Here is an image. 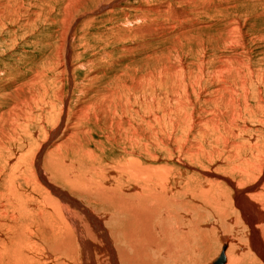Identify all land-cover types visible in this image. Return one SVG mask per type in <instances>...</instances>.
<instances>
[{"label":"rangeland","instance_id":"374dc122","mask_svg":"<svg viewBox=\"0 0 264 264\" xmlns=\"http://www.w3.org/2000/svg\"><path fill=\"white\" fill-rule=\"evenodd\" d=\"M60 93L67 130L50 146ZM96 142L109 158L145 153L162 169L161 194L179 201L164 212L173 228L177 221L179 247L160 264H210L223 237L243 249L250 226L234 207L235 190L258 200L253 208L264 216V0H0V264H19L11 251L51 227L33 160L75 203L68 208L78 220L93 233L85 214L96 215L123 246L119 231L130 220L103 213L94 196L110 190L108 161L89 169L71 160ZM55 161L70 163L66 175H82V185L54 179Z\"/></svg>","mask_w":264,"mask_h":264},{"label":"bare ground","instance_id":"6f19581e","mask_svg":"<svg viewBox=\"0 0 264 264\" xmlns=\"http://www.w3.org/2000/svg\"><path fill=\"white\" fill-rule=\"evenodd\" d=\"M166 11L167 10H165V12ZM70 49H71L70 47L68 50L67 48L66 49L64 48V51H63V55H65L64 63H66V61L69 62V58H70L69 56L71 53ZM62 69H64V71L67 74V77L70 80L68 81L69 84L72 85L73 76L70 72V69H71L70 66H67V64L66 66L63 65ZM58 98L61 99V102H63L61 103L62 110L61 109L59 110V115L57 119H55L56 122L54 123V126L52 127L50 131H48L49 132L48 137H47L48 140H46V143L51 142L50 146L53 144V142L56 141V140L54 141V137L56 138V135L60 131L61 133H63L65 130H67L66 121L67 119H69L67 116V108L69 104L66 105L68 102L66 103V100L64 99V96L61 95V93ZM55 105H56L55 106V109H56L57 104L55 103ZM78 111L80 112V110L78 109L76 110V113ZM56 112L57 110H55V113ZM75 116H77V114H75ZM50 136L52 138H50ZM132 142H135V139H132ZM45 144H43L42 149H44ZM100 144L101 143H97L96 145L94 144L95 146L92 149L86 147L83 150H80V152L77 153V156H74L71 160L76 162L79 166H82L85 168L90 167L89 169L94 167V165L96 164H100L103 161H108L109 163L107 165L108 173H109L108 175H110L112 171L113 173L111 174L113 175L108 178L105 176L104 177L105 179L107 178L108 180H111V185H109L111 186L109 187L110 190L106 193L104 189L101 190L100 188L101 191H99L98 193L96 192L94 196L97 198L98 202L101 205H103V213L109 214L111 210L110 212L111 214L113 212L114 214H118L120 216L123 215L126 217L127 220H130L126 224L128 225V228H129L128 232L125 231V229H121L119 231L123 246L118 247V244L117 245L115 244L116 240L113 241L112 240L113 238L111 239V235H109L106 228L104 227L105 226L104 222L99 221V219L98 220L95 219L96 215L93 216L92 213L85 214L86 220L90 222L93 231H95L93 233H92V230H89L85 226L86 223H82V220L81 221L78 220L79 218H77L76 215H74L73 212H71V210L68 208V206H72V205L74 206L75 203L70 201L71 198L68 199L67 193L65 195L64 192L58 191V189L52 186L54 184L51 185V183L49 182L50 180H48V177L45 176L46 169L44 168L42 169L40 165L38 164L39 162L37 161L34 162L33 160V163H35V167L33 168L32 173L36 171V173H33L35 174L34 185H36V188H38V190L40 191L43 190L42 192L45 198L44 206L46 207V210H48L46 211V218H47L48 224L51 227L47 229L46 228L47 226L46 227L41 226L40 229L38 230L39 231L38 235H40V238L38 241L34 242L32 240L30 241L29 239L28 242L21 243L19 244L20 246L18 245L14 250H12L11 251L12 258L15 262L19 264H153V261H154V264L155 262L160 264L161 259L163 258L166 259L165 256H167V254H168V257L172 256V254L174 253L173 247L175 248L179 247L178 242L175 239V236H173L175 234L173 233V231L177 230L176 229L177 221L175 223L176 225L175 224L173 225L175 226L173 228L171 226V220H170L171 218L169 216L172 214H169V215L164 214L165 210L168 207L167 205H172V207L177 206L179 204V201L171 195L165 196L166 192L164 194H161L164 192L166 185H167L165 181H163L164 179L162 178V172H161L162 169H158L159 167L154 168V167H151L150 165H147L144 162V157L146 156V154L143 152H141L140 154V157L142 158V160L139 157H137L136 159L125 158V157H129L132 155H128L125 157L120 156L115 159L109 158V156L106 154L105 148H102ZM125 150L127 152L129 151L127 148H125ZM134 152L135 151H131L128 154H133ZM51 161H54V160H51ZM51 161L50 162L48 161V162L51 163ZM54 163L56 167L51 168L52 176H54V179L55 177H60L62 175L63 176L62 178L66 184L75 185V186L79 184L82 185L81 184L82 181H80V178H83L82 175L80 176L66 175L68 171L67 167L68 165H70V163L67 162V164L66 163L61 164V163H57L56 161ZM64 164H66L67 166ZM48 165H51V164H48ZM74 168L75 167H73V169ZM104 168L106 169L107 167H104ZM95 169L97 170V168ZM103 170H101V172ZM100 175L102 174L100 173ZM128 185L129 187L131 186L130 188H132L131 190H133V193H131L130 196H127V197L123 196L122 194L120 195L121 190H124L126 186L128 187ZM149 185L151 186L155 185L156 188L159 189L158 193L150 192L149 190L151 189H149ZM228 185H230L229 182H228ZM99 186H101V183ZM101 187H104V186H101ZM138 189H139V192H138ZM94 190H96V188H94ZM5 192H8L9 197L11 199L17 198V195L12 194L14 191L9 187L6 189ZM97 194L99 195L97 196ZM95 197L93 198L95 199ZM147 197L149 198V200H146ZM233 197L235 200L234 207L236 208L237 212L240 213L242 219L246 222V224L250 226V234L247 233L246 238L244 237L245 246L243 247V249L238 248L239 245H237L238 247L236 246V243L239 244L240 242V241L239 242L237 241L238 238L236 239L235 238L233 239L231 237H225V238L223 237L222 239L220 238V241H221L220 252L221 253L219 252L220 253L219 256L215 258L214 260H212L210 264H264V239H263L264 237L262 238V236L264 235L259 234V232L257 231L259 229L260 231L262 230L264 232V229H263L264 225L263 226L256 225L258 223H261V221L264 220V216H262L261 213L258 212L259 210L257 211L255 208H253L255 202L254 203H252L253 201L248 202V200L245 199V196L243 194H238L237 190H235V194ZM68 200L70 202H68ZM147 201L149 202L147 203ZM67 204H70V205H67ZM146 204L148 205L147 207H146ZM259 206L260 204H258V207ZM82 207H84V205ZM80 208L78 209L82 210ZM160 210H163V213H162L163 216H157ZM85 211L87 212V210ZM40 212H39V215H40ZM42 217L43 216H41V218ZM155 217L158 218V220L154 224L156 227V228H153L155 229V232L152 233L151 228L153 226V221H154L153 219ZM124 219L125 218H123V221ZM54 222L56 223V225L54 224ZM94 233H97V235ZM96 237L99 239H102V242H99V240L96 239ZM170 251H171L170 253L171 255H169ZM36 256H40L41 259L36 260ZM192 264H197V262L192 263ZM198 264H209V263H206L204 261L200 263L199 261Z\"/></svg>","mask_w":264,"mask_h":264}]
</instances>
